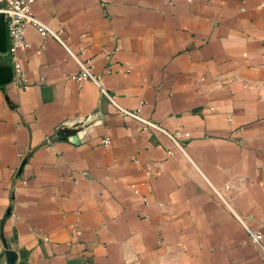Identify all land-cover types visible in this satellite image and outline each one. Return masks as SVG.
Returning <instances> with one entry per match:
<instances>
[{
  "label": "crops",
  "instance_id": "0c3cea01",
  "mask_svg": "<svg viewBox=\"0 0 264 264\" xmlns=\"http://www.w3.org/2000/svg\"><path fill=\"white\" fill-rule=\"evenodd\" d=\"M32 14L58 38L29 25L26 86L0 87V264L6 249L16 264H264L246 230L264 234V0H37ZM67 48L165 132L73 79Z\"/></svg>",
  "mask_w": 264,
  "mask_h": 264
},
{
  "label": "built area",
  "instance_id": "2783aa9c",
  "mask_svg": "<svg viewBox=\"0 0 264 264\" xmlns=\"http://www.w3.org/2000/svg\"><path fill=\"white\" fill-rule=\"evenodd\" d=\"M37 0H0V14L5 15L6 21V29H7V37H8V47L5 52H0V58L10 57L13 60L12 68H13V79L12 82L20 83L23 86H26V80L24 78V73L21 64L15 60L16 54L28 48V43L26 40V31L29 25L34 26L37 31L43 37L55 36L58 38L57 34L54 33L51 29H49L46 25H44L41 21H39L32 14V5ZM71 57H73L81 67V71L74 75L72 78L77 81L89 80L94 84L98 85L101 89V93L108 97L110 101L118 107V109L126 116L135 118L141 121L146 127H152L156 129H160L165 132L161 127L157 124L147 121L141 118L137 113L132 112L130 110H126L117 105L114 97H111L107 94V92L100 85L101 77L93 74L90 69L86 67V65L79 59L78 56L73 54L67 48ZM190 137L189 133L180 134L174 139L177 146L183 150V144L180 143L177 139L184 138L188 139ZM110 143L109 139H104L103 144L108 146ZM246 230L251 238L252 243L259 250L261 255L264 256V234L262 231L257 229H252L246 227Z\"/></svg>",
  "mask_w": 264,
  "mask_h": 264
},
{
  "label": "water",
  "instance_id": "95a60500",
  "mask_svg": "<svg viewBox=\"0 0 264 264\" xmlns=\"http://www.w3.org/2000/svg\"><path fill=\"white\" fill-rule=\"evenodd\" d=\"M8 47V37L6 29L5 15L0 14V52H5ZM13 79L12 65L0 66V87L11 83ZM6 264H16L17 254L10 249H6Z\"/></svg>",
  "mask_w": 264,
  "mask_h": 264
}]
</instances>
